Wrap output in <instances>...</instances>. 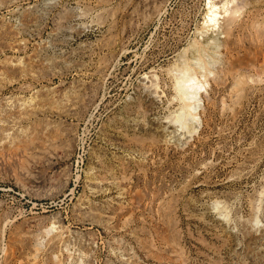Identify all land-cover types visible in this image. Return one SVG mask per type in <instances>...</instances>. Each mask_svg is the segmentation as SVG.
<instances>
[{
  "label": "rangeland",
  "instance_id": "rangeland-1",
  "mask_svg": "<svg viewBox=\"0 0 264 264\" xmlns=\"http://www.w3.org/2000/svg\"><path fill=\"white\" fill-rule=\"evenodd\" d=\"M250 1L214 50L207 0H0V264H264Z\"/></svg>",
  "mask_w": 264,
  "mask_h": 264
},
{
  "label": "bare ground",
  "instance_id": "bare-ground-1",
  "mask_svg": "<svg viewBox=\"0 0 264 264\" xmlns=\"http://www.w3.org/2000/svg\"><path fill=\"white\" fill-rule=\"evenodd\" d=\"M209 1V2H208ZM207 3H208V8H207V13L204 14V20L202 22V28L204 31H210L211 34H209L208 38L206 39V42L207 44H205L207 47L210 45L212 47H210L211 49L214 48L219 50L220 47L222 49V46H220V42H219V39H221V35H222V39H223V35L225 36V39H228L230 36H235L233 35L237 30L238 28L240 27V17L241 15L243 14V10L248 8L249 5L252 4V2L250 0H241V3H239V0L238 2H236V0H207ZM264 4V0H257V3L255 4L256 6H253V7H261V5ZM207 7V5L205 6V8ZM252 7V6H251ZM263 7V6H262ZM166 10V9H165ZM255 10V9H254ZM264 10V9H262ZM247 11V10H246ZM250 11H253L252 9ZM257 11V10H256ZM249 12V11H248ZM260 13V12H259ZM258 13V14H259ZM246 14V13H245ZM251 14V13H250ZM244 15V14H243ZM247 16V15H246ZM261 16V15H260ZM264 16V15H262ZM246 18V17H245ZM243 19V18H242ZM249 19V18H248ZM257 19V18H256ZM263 19V18H262ZM264 20V19H263ZM246 22V20H245ZM258 23V22H257ZM264 24V23H263ZM258 25V24H257ZM244 26V25H243ZM249 26V25H248ZM263 26V25H262ZM201 28V29H202ZM241 28V27H240ZM250 28V26H249ZM253 30H256L255 27L253 26ZM221 29V31H220ZM242 31H243V28H241ZM245 29V27H244ZM248 30V29H247ZM259 30V29H258ZM263 30V29H262ZM245 31V30H244ZM243 31V32H244ZM158 32V31H157ZM251 33V31H249ZM202 33V32H201ZM237 34V33H236ZM257 34V33H256ZM198 36V35H197ZM206 36V35H205ZM200 37H202L200 35ZM204 37V36H203ZM260 37V36H259ZM263 37V35H262ZM231 38V37H230ZM233 38V37H232ZM244 38V37H243ZM261 38V37H260ZM245 39V38H244ZM194 40V39H193ZM201 40V39H200ZM260 40V39H259ZM204 41V40H203ZM229 42L231 40H228ZM227 41V42H228ZM225 42V40H224ZM228 42V44H229ZM197 43V42H196ZM201 44L203 42H200ZM222 43V42H221ZM226 43V42H225ZM200 44V45H201ZM213 44H215L213 46ZM227 45V44H226ZM206 46H204V48H202V50H204L205 48H207ZM202 47V46H201ZM200 47V49H201ZM227 47V46H226ZM199 48V47H198ZM209 48V50H210ZM225 47H223L224 49ZM190 49V48H189ZM183 50V49H182ZM199 50V49H198ZM207 50V49H206ZM193 51V50H192ZM200 52V51H199ZM212 52V51H211ZM216 52V51H215ZM214 52V53H215ZM213 53V52H212ZM218 53V52H217ZM196 54V53H195ZM193 53V55H195ZM203 54V53H202ZM201 54V55H202ZM209 55V54H208ZM212 55V54H211ZM217 55V54H215ZM198 56V55H197ZM205 56V55H204ZM214 56V54H213ZM212 56V57H213ZM202 57V56H201ZM211 57V58H212ZM210 58V57H209ZM218 58V57H217ZM223 58V57H222ZM233 58V57H232ZM206 59V58H205ZM219 59V58H218ZM208 60V59H206ZM220 60V59H219ZM227 60V59H226ZM189 61V60H188ZM211 61V60H210ZM217 61V60H216ZM191 62V61H190ZM200 62V61H199ZM205 62V61H203ZM212 62V61H211ZM192 63V62H191ZM198 63V62H197ZM223 63V62H222ZM227 63V62H226ZM194 64V63H193ZM199 64V63H198ZM206 64V63H204ZM210 64V63H208ZM229 64V63H227ZM242 64V63H241ZM184 65V64H183ZM190 65V64H189ZM201 65V64H200ZM199 65V66H200ZM222 65V64H221ZM173 66V65H172ZM198 66V65H196ZM205 66V65H204ZM209 66V65H208ZM219 66V65H218ZM179 67V66H178ZM207 68V66H205ZM203 68L206 69V68ZM211 67V66H210ZM217 66H215L216 68ZM175 68V67H174ZM198 68V67H197ZM201 68V69H202ZM247 68V67H246ZM208 69V68H207ZM236 69V68H235ZM261 69V68H260ZM180 70V68H179ZM187 72V70H185ZM213 71V70H212ZM180 72V71H177V73ZM207 72V70H206ZM205 72V73H206ZM210 72V71H208ZM176 74V73H175ZM182 74H185V72ZM180 74V75H182ZM186 75V74H185ZM209 76L211 75L208 74ZM235 75V74H234ZM208 76V77H209ZM184 77V76H182ZM203 77V76H202ZM207 76H204V78H206ZM240 77V76H239ZM243 77V76H242ZM145 78V77H144ZM149 78V77H148ZM187 78V77H185ZM255 78V77H254ZM199 79V77H198ZM195 76L194 77H189L187 80H179L177 81V86H176V93H178L177 95H179V99H184V103L183 105L180 107V110L182 111H189V113L191 114V116L193 117L194 120H197V117H198V114L196 112V109L195 107L198 106V103L197 101H199V98L201 97V94L203 92V90L206 89L207 85L209 84L207 81L205 82H202V81H199ZM207 79V78H206ZM238 79V78H237ZM245 79V78H244ZM248 79V78H247ZM251 79V78H250ZM260 79V78H259ZM146 80V78H145ZM155 80V79H154ZM243 80V79H242ZM240 81V79H239ZM153 82V81H152ZM245 82V81H244ZM157 83V82H155ZM240 83V82H239ZM176 84V83H175ZM242 84V83H241ZM244 84V83H243ZM158 84H156L157 86ZM159 86V85H158ZM162 96V95H161ZM156 97V96H155ZM177 97V96H176ZM178 100V99H177ZM181 102V101H180ZM193 104H192V103ZM197 103V106H195ZM200 104V103H199ZM200 107V105L198 106ZM200 109V108H199ZM185 113H183L184 115ZM188 114V113H187ZM189 114V115H190ZM181 116V115H180ZM183 117V116H182ZM180 118V117H179ZM199 118V117H198ZM181 119V118H180ZM185 119V118H184ZM201 120V119H200ZM182 121V119H181ZM184 121V120H183ZM180 122V121H179ZM178 122V123H179ZM181 123V122H180ZM181 125V128H183V126L185 125V123H182L180 124ZM187 125H185L184 127H186ZM197 126H196V122H192L188 125V130H187V134L189 133L190 135H193L195 133H197ZM58 238H61V237H58ZM62 241V240H61ZM38 248V247H37ZM43 248V247H42ZM46 249V248H45ZM38 249H35V251H37ZM40 250V248H39ZM7 252V251H6ZM38 253V251L36 252ZM35 253V257H37V254ZM39 254V253H38ZM10 257V256H9ZM21 261V260H20ZM22 262V261H21ZM33 262V261H32ZM60 263V262H59ZM31 264V262H30ZM33 264V263H32ZM36 264V263H34Z\"/></svg>",
  "mask_w": 264,
  "mask_h": 264
}]
</instances>
